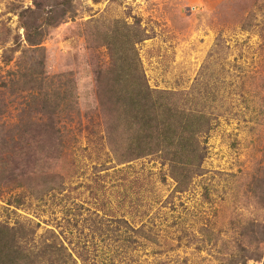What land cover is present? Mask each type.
<instances>
[{"label": "rangeland", "instance_id": "1", "mask_svg": "<svg viewBox=\"0 0 264 264\" xmlns=\"http://www.w3.org/2000/svg\"><path fill=\"white\" fill-rule=\"evenodd\" d=\"M0 222L36 264H264V0H0Z\"/></svg>", "mask_w": 264, "mask_h": 264}, {"label": "trees", "instance_id": "2", "mask_svg": "<svg viewBox=\"0 0 264 264\" xmlns=\"http://www.w3.org/2000/svg\"><path fill=\"white\" fill-rule=\"evenodd\" d=\"M117 74L118 77L115 83H116L117 91H119L118 93L123 92L124 94H129L132 96L136 94L137 95L141 94L145 98L148 97V94L144 93V90L146 89V87H144L143 84L144 78L142 73H140L136 62L133 61V63L131 64L127 62L125 65H123L122 63L119 64ZM127 100L130 106L132 107L137 106L136 98L132 97V99H127ZM147 110L148 108H146L144 111ZM139 115L142 118L144 117V114L142 112ZM200 117H202V119L197 120V125H198L197 129L198 128L202 129L208 124V118L206 116L201 114ZM188 124L189 121L185 125V127H187ZM194 131L195 130L192 129V132ZM193 134L194 133H192L190 136L191 139L193 138ZM23 232H24V227L22 225L13 227V226H8L4 222H0V264H36L39 261V258L41 257L40 255L37 254L36 258L31 257L32 252L29 251L30 248L26 246V243H24V245L19 243L16 234L18 233L22 234ZM27 235L28 234L24 235V238L28 239ZM53 248H48V250L51 251L53 250ZM44 251L47 253L46 250ZM48 260L50 262H53V260L49 258Z\"/></svg>", "mask_w": 264, "mask_h": 264}]
</instances>
